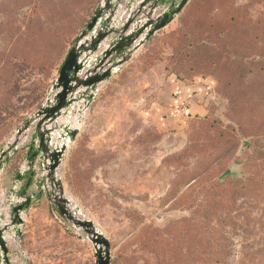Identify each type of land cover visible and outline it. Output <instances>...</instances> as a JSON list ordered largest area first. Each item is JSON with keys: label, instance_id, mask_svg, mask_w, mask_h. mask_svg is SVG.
<instances>
[{"label": "rangeland", "instance_id": "rangeland-1", "mask_svg": "<svg viewBox=\"0 0 264 264\" xmlns=\"http://www.w3.org/2000/svg\"><path fill=\"white\" fill-rule=\"evenodd\" d=\"M102 2L81 0L66 24L73 43L65 45L56 42L62 28L52 18L58 3L70 7V0H0V156L46 102ZM196 2L183 21L198 39L206 37L204 22L224 29L233 17L255 22L244 36L254 49L242 51L233 73L226 65L210 75L202 59L173 60L180 32L191 30L180 24L183 9L100 85L92 104L82 100L58 121L52 148L62 143L65 125L79 133L57 176L74 212L110 241L111 264H264V0ZM44 59L52 65L48 74ZM164 71L194 86L202 110L181 120L164 115L170 102L168 83L159 82ZM157 99L167 109H151ZM34 136V128L23 134L0 172L3 226L12 223L22 184L14 176L28 168L24 150ZM36 164L38 185L47 173L41 160ZM23 220L21 238L13 228L6 233L11 264H96L85 232L57 211Z\"/></svg>", "mask_w": 264, "mask_h": 264}, {"label": "water", "instance_id": "water-1", "mask_svg": "<svg viewBox=\"0 0 264 264\" xmlns=\"http://www.w3.org/2000/svg\"><path fill=\"white\" fill-rule=\"evenodd\" d=\"M124 2L125 0H103L92 20L72 45L46 102L34 117L18 130L15 142L0 156L1 172L10 162L11 157L18 152L19 141L23 134L31 128L35 129L33 144L30 145L32 155L29 158V166L18 176L17 183H22L28 174L29 180L19 194V203L13 205L12 223L3 226L0 215L2 264H11L6 233L13 228L15 235L22 237L23 215L30 209L32 202L44 194L62 218L72 223L76 229L85 232L95 249L96 264H111L110 241L98 231L93 222L79 218L74 212L70 201L65 197L62 180L57 176V170L62 163L68 143L75 142L79 133L77 128L69 124L65 125L62 135L57 139L58 143H62L52 148V142L58 130V121L74 104L82 100L86 106L92 104L100 85L111 80L122 66L132 60L135 52L172 23L189 0H132L130 1L131 11L123 21L122 27L118 29L112 24H114L116 12ZM160 7H164V10L157 18H154L156 10ZM146 9L150 10L148 14H145ZM141 14L145 15V18H139ZM132 26H134L132 32L127 34ZM112 35L115 38L108 48L100 56H95L100 44ZM141 36L143 39H140ZM92 61L95 65L91 68ZM87 67L90 68L85 77L80 78ZM38 160L42 161L43 171L47 175L38 183L37 191L29 193ZM17 193L13 191V196L17 197Z\"/></svg>", "mask_w": 264, "mask_h": 264}, {"label": "trees", "instance_id": "trees-1", "mask_svg": "<svg viewBox=\"0 0 264 264\" xmlns=\"http://www.w3.org/2000/svg\"><path fill=\"white\" fill-rule=\"evenodd\" d=\"M70 1V7L65 6L64 4L60 5V3H58L60 8L57 9V11L53 12V21L61 25L60 29L62 28V30L57 29L58 31L55 33L56 42H58L59 44L71 45L73 43L70 33L67 32L68 29L66 24L67 22L72 20L73 14H76V12L78 11L81 5V0ZM196 3V0L194 2L189 0L187 5L184 7L185 11L182 13L179 19L180 24L184 27H186V25H188V28L192 26L188 21L187 23L183 20L185 18V12L188 10V13H190L191 8L194 7V5L196 6ZM233 19H235L236 22L234 23L230 19V21L227 23L226 29H224V25L222 24L213 23L212 25H207V23L204 22V25L201 27L203 28V32L200 35L205 36L206 34L207 38L205 37L202 39H198L199 36H194L192 34L193 30L191 28L190 31L184 28L180 32V36L177 39L180 44L174 45V48L176 50H174L175 56L173 60L176 61L179 59H190L199 64V61H201L200 59H202V61L204 62L203 66L207 68L206 70L210 75L216 76V73L214 72L215 68L226 65H228V73H233L234 68L232 66L235 65V63H237L238 65L242 64V51H246L249 47L252 48L251 50L254 49V47H252V44L249 45L245 41L244 36H247V32L250 29H257L254 24L255 22L253 21L248 22L249 24L246 25L236 17H233ZM240 24H244V26L246 27L244 33H242L241 31ZM233 26H235L236 29H231ZM179 47L182 48L179 49ZM222 58H224V61L222 60ZM31 60H35V62L37 61L36 58H33ZM44 62L48 66L46 71V74H48L49 70L52 68V65H50L49 61H47L46 59H44ZM205 62L207 63V65ZM32 71H35V69L33 68ZM174 75L178 80L183 81V79L178 74L175 73ZM207 76L204 75V77L206 78ZM31 155H29V158Z\"/></svg>", "mask_w": 264, "mask_h": 264}, {"label": "crops", "instance_id": "crops-1", "mask_svg": "<svg viewBox=\"0 0 264 264\" xmlns=\"http://www.w3.org/2000/svg\"><path fill=\"white\" fill-rule=\"evenodd\" d=\"M132 0H125V2L119 7L118 12H116V16L114 18V24H112L113 27H116L118 29H120L122 27L123 21L128 17L129 12L131 11V2ZM99 8V7H98ZM164 10V7H160L158 10H156L154 18H157L158 15ZM149 9L145 10V14L149 13ZM139 18H145V15L141 14L139 16ZM175 21H173L172 23H170L167 28L169 26H172V24H174ZM134 26H132L130 28V30L127 32V34L132 32ZM165 30V29H164ZM158 34V33H157ZM155 34L153 36V38L157 35ZM115 38L114 35L109 36L107 39H105L101 44H100V48L98 50V52L95 54L100 56L101 53H103L108 46L110 45V43L112 42V40ZM140 39H143V36H141ZM142 50L139 49V51ZM94 57V56H93ZM84 58V56L82 57V59ZM126 66V65H124ZM160 67V66H159ZM89 69V67H87L83 73L80 75V78H84L87 70ZM167 82L168 86L167 89L170 93V102L168 105V110L166 112V117L169 119V117H173V118H177V119H187L186 117L189 116H194L196 115L201 109V107H198L196 102L193 100V92H194V86L192 84L188 85V83H183V81H180L177 79V77H175L174 75H169L166 71H164V77L163 80L160 77L159 82ZM106 84V83H104ZM162 86V85H161ZM156 106H152L151 109L155 107H157V109H162L166 108V106H162L160 103H158V99L157 102L155 103ZM158 105V106H157ZM159 118V116H158ZM167 119V120H168ZM161 121H167L165 118L160 119ZM24 153L26 154L27 158L29 157V155H31V150L28 148H26L24 150ZM37 166V164H36ZM23 171H19L18 173L16 172L14 178L17 179L18 176L22 173ZM41 175L36 176V178H34L33 180V184L31 186L30 192L32 193L34 191H37V179L40 178ZM29 180V174L27 176L24 177L22 184H21V188L19 193L22 192V190L24 189L25 185L28 183ZM36 180V181H35ZM12 191H15L12 189ZM17 203H19V199L16 200ZM44 209H48V211H52V213L55 216V211L54 208L51 204V202L49 201L48 197L46 194L38 196L33 202L32 205L30 207V209L26 212L25 215H23L24 217H27L31 220L33 219H37L39 218V216L41 215L42 210ZM56 218V217H55Z\"/></svg>", "mask_w": 264, "mask_h": 264}]
</instances>
